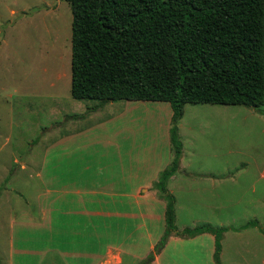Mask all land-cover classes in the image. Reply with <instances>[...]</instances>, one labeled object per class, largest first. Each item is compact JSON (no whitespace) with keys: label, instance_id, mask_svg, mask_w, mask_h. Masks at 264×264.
Returning <instances> with one entry per match:
<instances>
[{"label":"rangeland","instance_id":"obj_1","mask_svg":"<svg viewBox=\"0 0 264 264\" xmlns=\"http://www.w3.org/2000/svg\"><path fill=\"white\" fill-rule=\"evenodd\" d=\"M71 22L64 0H0V264H94L82 255L85 247L77 238L72 242L36 227L45 204L37 176L45 167L44 152H98L97 165L104 167L113 164L112 152H135L136 167L155 164L159 155L164 166L168 152H174L169 103L118 100L100 105L71 97ZM76 116L82 133H75L71 145L47 148L55 139L52 127ZM177 137L184 166L196 170L223 164L231 171L224 195L212 205L194 180L170 184L177 228L244 223L255 211L241 202L246 184L254 183L264 196V179H258L256 169L264 167V107L186 104ZM215 205L223 215L216 214ZM260 221L264 230V207ZM49 242L58 251H49ZM178 247L170 243L163 264H186ZM76 251L81 255L75 260L65 255ZM138 262L108 253L98 264Z\"/></svg>","mask_w":264,"mask_h":264},{"label":"trees","instance_id":"obj_2","mask_svg":"<svg viewBox=\"0 0 264 264\" xmlns=\"http://www.w3.org/2000/svg\"><path fill=\"white\" fill-rule=\"evenodd\" d=\"M64 1L72 13L71 97L100 105L167 102L172 110L174 158L154 183L166 202L165 230L138 264L150 263L173 234L205 232L214 235V261L221 264V238L235 228L177 230L167 181L179 166L177 123L184 105L264 106V0ZM248 225L256 222L242 228Z\"/></svg>","mask_w":264,"mask_h":264},{"label":"crops","instance_id":"obj_3","mask_svg":"<svg viewBox=\"0 0 264 264\" xmlns=\"http://www.w3.org/2000/svg\"><path fill=\"white\" fill-rule=\"evenodd\" d=\"M77 117L67 118L64 120L66 123H57L52 127L55 130V139L49 140L47 148L60 143L64 146L71 145L75 133H82L79 131L82 128L77 126L81 119ZM99 155L98 152L43 153L42 164L45 167L39 168L37 176L43 183L45 204L41 209L43 212L41 224L36 227L47 228L53 236H68L72 238V242L77 238L79 245L85 247L83 251L86 254L82 255L88 257L94 264L101 262L108 253L130 255L140 262L153 250L165 230L163 214L166 202L154 188V183L160 173L171 164L174 152H168L164 166V163H160L163 155H159L160 159L155 164L147 163L141 167L135 165V152H112L111 167L97 165L95 158ZM183 160L184 153L181 149L178 169L167 181L168 192L172 194L170 184L181 179H192L206 191V202L209 205L215 204L216 197L224 195L227 185L231 182L230 167L223 164L204 165L191 170L182 164ZM256 169H259L258 179H264V167L257 166ZM246 170L248 167L243 171ZM240 195L242 204L255 210L250 217L238 225L232 223L210 225L235 228L223 233L220 262L264 264V230L260 221L264 196L252 182L246 184ZM213 208L219 216L224 214L216 205ZM249 222H256V225L242 228ZM175 242L179 246L178 251H181L182 262L215 264V238L208 232L190 238L173 234L164 248L148 264H163V254L170 243ZM49 245L51 246V242ZM49 248L53 249H48L49 251H58L54 245ZM65 255L70 260H75L81 254L76 251L67 252Z\"/></svg>","mask_w":264,"mask_h":264}]
</instances>
